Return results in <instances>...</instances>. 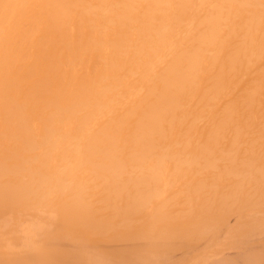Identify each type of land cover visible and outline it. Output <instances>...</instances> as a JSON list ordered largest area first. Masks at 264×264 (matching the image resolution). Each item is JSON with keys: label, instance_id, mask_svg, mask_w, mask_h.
I'll return each instance as SVG.
<instances>
[{"label": "bare ground", "instance_id": "bare-ground-1", "mask_svg": "<svg viewBox=\"0 0 264 264\" xmlns=\"http://www.w3.org/2000/svg\"><path fill=\"white\" fill-rule=\"evenodd\" d=\"M0 210L79 238L41 264H230L264 234V0H0Z\"/></svg>", "mask_w": 264, "mask_h": 264}, {"label": "rangeland", "instance_id": "rangeland-1", "mask_svg": "<svg viewBox=\"0 0 264 264\" xmlns=\"http://www.w3.org/2000/svg\"><path fill=\"white\" fill-rule=\"evenodd\" d=\"M5 211L6 212L2 211V214L0 215V226H1L0 227V233H2V235H3V238H2V235L0 234V236H1L0 238L2 239V240L0 239V241H1L0 242V263H1V260H2L4 263L13 264L12 260L15 259L14 257H16V260H13V261H15L14 264H18L19 261H24V260L26 262L34 261V264H41L38 260L42 261V258L48 252V248H47V244H46L45 240L48 239L49 237H53L55 239L65 238V239H69V240H71L72 242H75V243H78V241H79V238L76 235H68L67 232L65 231V229H62V228L55 229V228H48V227L42 228V226L37 225L36 221H34L31 217H28L27 214L24 215L23 212H20V211L17 212V211H13V210H5ZM13 218H15V219H13ZM16 219H17V221H16ZM28 220L31 221V222H29ZM236 222H237V218H234V216H231L229 218V224L231 226L235 225ZM20 230H21V232H19ZM5 233H6V235H5ZM22 235H23V237H22ZM27 236L31 237L33 240H31V238H28ZM16 237H17V239H16ZM21 237H22V239H21ZM240 237H242V236H240ZM7 238H9V239H7ZM25 238L26 239L28 238L29 240L28 239L25 240ZM255 238H256V240H255ZM18 240H20V242ZM22 240H23V242H22ZM30 240H31V242H26V241H30ZM35 240H37L38 243ZM239 240H242V241H239ZM236 241L234 242L233 245L232 244L231 245H226L219 252V254L218 253L215 254L212 257L213 259H211L212 262L217 261V258H222L223 259V255H224V258H225V256L228 255L229 257H231V258H229L227 256L229 259H233L234 261L236 259L235 262L237 264H244V263H242V260L245 259V257L243 259H242V257L243 256L248 257L247 256L248 254L245 255L244 253H246V250H247V252H249V250H248L249 247H251V246L253 247V248L252 247L250 248L251 250L252 249L255 250V249H257V247L261 248L262 245L264 247V234H256V235L250 236L249 239H247V240L244 239V238L243 239L240 238V239H237ZM5 242H6V244H5ZM15 243H17V244L15 245ZM31 243H33V244H31ZM8 244H9V246H8ZM22 244H23V246H26L27 249H26V247H23ZM34 244H35V246H32ZM248 245H250V246L248 247ZM205 246H206V244L204 242V243H202L200 245V248H204ZM230 246H232V247H230ZM259 246H261V247H259ZM5 247L6 248L8 247L7 248L8 250H9L10 247L12 249L10 248V251H8L7 249H6L7 251L3 250V249H5ZM13 247H15L14 248L15 250H13ZM83 248H85V247H83ZM19 249H21V250H19ZM262 249L263 248H261L260 250H262ZM238 252L239 253L242 252V253H240V255H239ZM262 252H264V250H262ZM262 252H260L258 254L260 255V254H262ZM251 254H253L252 251H251ZM251 254L249 255V257L254 255V254L253 255H251ZM86 255L88 257V261H87L88 263L87 264H119L118 259H113L109 255H106V252L99 251V250H97L95 248H92V247H88V249H86ZM255 255H257L256 252H255ZM255 255L253 257H255ZM263 255L264 254L261 255V258H262ZM178 256H180V255H178ZM232 256H233V258H232ZM258 256H256V257H258ZM12 257H13V259H12ZM17 258L19 259V261L17 260ZM32 258H34L35 260L32 259ZM222 259H220V260H222ZM233 260H231V261L233 262V264H235V262ZM16 261H18V262H16ZM225 261H227V263H228L227 259L224 260V262ZM231 261H230V264H231ZM244 262H245V260H244ZM220 263H221V261H220ZM47 264H78V263L71 262V261L66 260V259L55 258V257L52 256V257L49 258V261L47 262ZM81 264H83V263H81Z\"/></svg>", "mask_w": 264, "mask_h": 264}]
</instances>
